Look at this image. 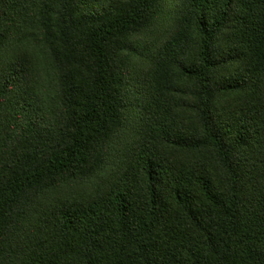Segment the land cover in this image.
<instances>
[{
	"label": "trees",
	"instance_id": "obj_1",
	"mask_svg": "<svg viewBox=\"0 0 264 264\" xmlns=\"http://www.w3.org/2000/svg\"><path fill=\"white\" fill-rule=\"evenodd\" d=\"M0 264H264V0H0Z\"/></svg>",
	"mask_w": 264,
	"mask_h": 264
}]
</instances>
